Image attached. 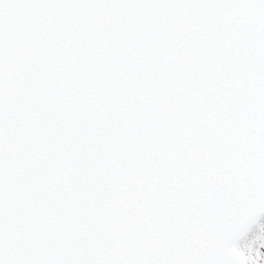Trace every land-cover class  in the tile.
Listing matches in <instances>:
<instances>
[{"label": "snow or ice", "instance_id": "snow-or-ice-1", "mask_svg": "<svg viewBox=\"0 0 264 264\" xmlns=\"http://www.w3.org/2000/svg\"><path fill=\"white\" fill-rule=\"evenodd\" d=\"M0 264H264V0H0Z\"/></svg>", "mask_w": 264, "mask_h": 264}]
</instances>
